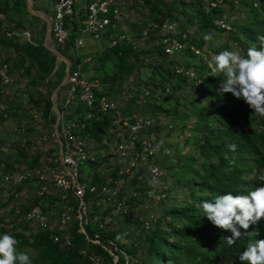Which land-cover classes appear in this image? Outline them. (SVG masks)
<instances>
[{
  "label": "trees",
  "instance_id": "16d2710c",
  "mask_svg": "<svg viewBox=\"0 0 264 264\" xmlns=\"http://www.w3.org/2000/svg\"><path fill=\"white\" fill-rule=\"evenodd\" d=\"M211 1L133 0L135 5H140L139 7L147 12L144 15V10H139L142 21L135 20L132 27L136 34H139L138 29L141 22H145L147 17H150L153 23H161L163 20L174 21L177 29L181 30L190 26L194 29V34L191 30L189 31V28L186 38L181 39L179 34H173V37L182 42V47L173 54H167L164 52L165 43L161 38L157 39L159 35L155 38L149 36L138 50H134L128 41L110 45V40L116 35H112L114 31L112 26H109L99 39H93L102 43V49L95 50L93 53L94 59L98 61L97 65L94 62L89 64L90 54H88L89 59L83 61L84 55L80 57V52H78L76 58L74 53L69 52L68 49L73 44L74 37L78 35L84 15L75 17V20H70L69 15L65 16L64 26L69 28L68 41L62 44L54 42L53 45L60 54L68 58L70 70L73 64L79 61L81 71L88 69L93 71L88 78L85 77L87 80H96L95 77L98 76L102 78L105 86L98 90L95 85L93 90L96 95L104 93L114 96L112 93L119 91L121 81L135 73L137 81L147 87L143 88L145 90L135 89L130 93L134 96L142 95L144 98L142 104L147 105L143 110L150 112L163 110L167 114H172L171 119L179 123L177 136L182 140L180 143L173 144L174 157L171 163L166 165V169L167 179L170 178L169 189L177 188L182 193L181 197L176 200L173 195L167 194V186L165 187L164 195L159 200L163 198L165 201L170 198L173 202L164 207L162 205L159 210L160 214L153 221L154 225L151 229L144 227V219L137 221L130 229L128 226L118 229L117 226L112 225V220H104L105 216H102L105 213L108 214L113 206L100 196L95 197L93 193L88 192L90 186L110 184L113 180L120 179L116 175L117 166L113 168L108 166L105 170L100 168L101 163L104 162L113 165L114 149L112 148L109 156L93 151L92 154L96 159L87 162L91 172L86 174L78 168V179H82L83 176L88 177L83 201L92 204L91 210L86 214L87 222L82 223L84 232H81L78 230L79 222L76 217L77 203L69 202L73 205L68 227L69 246L62 245L61 238L54 240L49 236V231H37L29 239L17 231L11 233L5 231V234H10L19 241L16 246L17 250L28 254L32 264H91L88 255L100 257L109 264H113L112 255L107 249L117 256L114 264H241L239 255L245 250L248 241L264 239V218H262L258 224L244 232L235 243L229 245L224 237L231 233L213 226L204 217L203 210L199 207L202 202L211 201L217 196L227 193L247 194L256 187L264 185V182L259 179L261 175H264V116L253 112L243 100L236 99L230 93L221 94L219 84L224 78L223 74L212 73L207 64L212 59V55L229 51L230 41L234 48L242 49L244 52L253 45L259 48L257 37L264 35V0H257L254 6L250 0H238L247 10L241 12L242 20L234 17L229 22L228 30L216 23L225 13L223 6L216 3L210 5ZM220 1L226 4L231 3L228 0ZM14 3H17V0H14ZM78 18L82 19L77 20ZM41 21L39 28L44 33L45 23ZM20 28L23 29L21 26ZM158 29L155 28V31ZM209 29L225 33L227 40L222 43L215 42L213 48L207 45V49H213L211 55L204 51L202 56L195 54L194 51L203 46L202 36H197V33ZM159 33L161 34V31ZM14 36L16 35L8 36L3 33L2 36L0 35V44L12 47L14 56L12 60L9 59L11 65L21 68L28 82L35 87L34 92L28 93L26 98L27 109H39L42 117L48 123L53 124L55 115L51 108L50 94L64 75L65 63L58 60L42 45V39L22 38L19 42L13 39ZM21 36L18 35V38ZM192 41L195 44H192ZM70 54H73L74 58H71ZM108 59L113 62V67L109 72L106 70L105 62ZM136 60L139 61L137 67L134 63ZM107 77H109L108 80H106ZM107 81L111 82L107 83ZM114 81H117L116 85ZM158 90L161 96L159 103H156L152 97ZM64 91L65 83L58 88L54 97L61 117L65 108L63 106ZM132 104L135 105L133 99H127L122 106L124 115L133 116V118H128L129 122H133L138 117L149 119L150 125L145 135L154 144L153 159L159 167L165 166L157 162L158 157L162 156V147L157 148L158 146H155L154 140L149 135L152 127L159 126L155 117L131 113L129 107ZM179 106L182 107L180 113L177 109ZM67 108L72 118L70 120L84 121V128L81 131L91 142L100 143L106 139L108 134L114 135L110 114L99 115L97 118L95 116L83 118L82 115L88 109L85 105L78 102ZM21 111L26 114V111ZM172 127L171 123L165 125V128L172 129ZM51 135L55 139L57 150L58 145L53 130ZM113 138L114 146L118 137ZM230 144L236 145L235 151L229 150L228 145ZM183 146L188 150L183 151ZM156 149L157 152L159 151L158 155ZM16 150L15 168L20 166L19 162L22 159L28 158V167L39 163L41 151L27 153L19 148ZM105 156L109 161L104 160ZM10 167L9 164L5 165L6 170ZM142 173V170L138 168L121 178L134 180V176L140 174L141 178L142 176L147 177L146 181H136V186L129 191V197L125 200L128 204L127 208L115 214L116 216L123 215L130 223L134 215L135 203L139 204L144 191L151 187L147 184L150 183L148 175ZM174 173L178 174V177L172 178ZM165 180V178L160 179L163 184ZM89 196L92 199H89ZM96 199H99L97 200L99 203L106 204L102 212L98 211L99 206L94 205ZM136 228L140 233H134ZM95 233L98 234L97 237H94ZM129 237L132 241L128 244L120 241L121 238ZM91 239H97L98 242H92ZM81 249H85L84 254L79 253ZM29 250L32 254H29ZM120 252L129 258L126 262ZM137 253L142 254L143 258L139 262L136 259L130 261Z\"/></svg>",
  "mask_w": 264,
  "mask_h": 264
},
{
  "label": "built area",
  "instance_id": "2783aa9c",
  "mask_svg": "<svg viewBox=\"0 0 264 264\" xmlns=\"http://www.w3.org/2000/svg\"><path fill=\"white\" fill-rule=\"evenodd\" d=\"M75 1L76 0H54L49 27L50 39L53 42L62 44L68 41L69 28L64 26V19L66 15H69L70 20H75L73 15V5ZM184 1L188 2L190 0ZM228 1L231 2L233 6L238 2V0ZM250 1L252 4H256L257 0ZM83 8V24L78 30L79 32L89 35L92 39H99L109 26L117 22H125L130 17V13L121 8L118 0H84ZM228 14L229 12L227 13V11H225V13L221 15V18L216 21L220 27L227 30L230 27L228 26L229 21H227ZM226 23L227 26H225ZM155 28H159L158 30L161 31V34L159 33L160 31H155ZM178 29L174 21L167 22L163 20L161 23H153L150 17H147V20L141 22L140 28L138 29V41L133 40L124 30H121L115 38L110 40V45L116 42L128 41L134 50H138L149 36L155 38L159 35L157 39L161 38L165 43L164 52L173 54L182 47V42L173 37V34H179L180 38L183 39L186 38L188 31L186 27L182 30L179 29V31ZM166 32L167 35H165ZM3 33L8 36L13 34L10 30H7L4 25V14L0 11V35L2 36ZM82 45V38L78 35L75 36L73 44L68 47L69 52L73 51L77 58L78 49L82 47ZM88 59L89 58L86 57L83 61H87ZM13 81L12 65L9 59L3 56L0 48V95L3 92V88L10 86ZM95 85L96 80L90 81L83 76L80 62L77 61L73 64L71 70L69 69L67 72L63 95V106L69 107L79 102L88 108L82 115L83 118L91 116L97 118L99 115L110 114L112 116L110 121L114 126V136L118 137V141L113 146L114 159L112 160L113 165H110V167L113 168L117 166L116 175L119 176L120 179L113 180L110 184L103 183L100 186H90L88 192L93 193L95 197L100 196L105 202L113 206L108 214L113 215L115 211L123 212L126 208L125 200L129 197V194L126 196L119 194L118 184L123 180L121 179L123 176L139 168L144 175H148L150 181H158V183L155 184L150 183L151 187L144 191L142 201L140 202L141 211L144 213L146 220L153 222L158 215L151 206L164 195L163 190L166 186L159 180L161 169L153 159L155 153L154 144L151 139L145 135V131L149 128L150 121L147 117H138L133 122H129L128 118H133V116L120 113V108L124 103L122 99L132 98L134 104L139 105L144 102V98L140 94L134 96L124 91H121L122 96L120 98L108 96L104 93L96 95L93 90ZM16 99L18 107L21 110L27 111L30 118L33 120L39 119L41 113L38 110H28V102L26 99ZM6 109L7 105L4 101H1V116H5ZM27 123L28 120L26 119H21L18 123L19 137L16 142V148L22 149L27 153L41 151L40 148L32 143V140L26 136L25 131L28 126ZM83 128V120L73 119L68 122H63L60 113L57 132L60 139V146L58 144V147L56 146V157L52 158L48 155L49 158H47L44 166L39 163L35 166H25L23 168H15L12 166L0 174V221L3 216L1 207L8 205L11 199L17 198L19 190L23 188L22 186L24 185H34L33 198H50L49 201H51L56 197V199L62 203L60 207L55 210L58 220L56 229H51L49 226V220L53 214L52 208L50 207L48 210H42V208L38 207L36 204L23 210L20 215V220L16 222L17 224L14 228L13 226L9 227L7 233L17 231L23 237L29 239L37 231H49L50 237L54 240L61 238V244L69 246L70 235L67 226L72 217L73 210V205L69 202L77 203L76 217L79 222L78 230L84 232L82 223L87 222V203L83 201V194L85 192L88 177L83 176L82 179H78V167L80 164L91 162L96 158L92 154L93 151L89 148L87 137L81 131ZM59 149L61 151V158H59ZM166 151L167 150H165V152ZM63 166L68 169V172L64 170ZM140 179L141 174L134 176L135 181ZM52 189H55L56 192L54 196H52ZM90 196L89 199H92ZM97 200L99 199L95 200V204H98ZM146 220L144 221V227L148 225ZM97 235L98 234L95 233L94 237H97ZM91 241L98 242L97 239H91ZM113 248L115 247L113 246ZM79 253L84 254L85 249H81ZM110 255H112V259L115 257L113 252H111ZM122 256L125 262L129 259L126 254L122 253ZM87 257L91 264H101L102 258L94 255H88Z\"/></svg>",
  "mask_w": 264,
  "mask_h": 264
},
{
  "label": "rangeland",
  "instance_id": "374dc122",
  "mask_svg": "<svg viewBox=\"0 0 264 264\" xmlns=\"http://www.w3.org/2000/svg\"><path fill=\"white\" fill-rule=\"evenodd\" d=\"M26 2L27 0H17V3H14V0H0V11L1 10L4 11L3 12L4 25L6 26L7 30H10L13 33L12 35H16L13 37V39L15 41L19 40V42L21 41L22 38H31V39L32 38H38V39L43 38V33L41 32L39 28L41 25L40 24L41 19L37 16L34 17L28 11V9L26 8ZM118 2L123 10H126L130 13V17L125 22H121V23L117 22L113 24L112 30L114 32H112L113 33L112 35H117L119 32H121V30H124L126 34H128L133 40L138 41L139 39L137 37V34L135 33V30L132 27L135 23V20H139L141 18L139 10H144V9L139 7L140 5H135L133 0H118ZM211 2L212 3H210V5L216 3L219 6L220 5L223 6L224 11H227V13L229 12L228 18H227V21L229 22H231L234 17L235 18L238 17L239 19L243 18L242 16L243 14L241 12L242 11L245 12L247 10V8H245L244 5H242V3L239 1L237 2L235 6H233L231 3L226 4V2H222L220 0H214V1L212 0ZM53 3H54V0H31V9L33 12L41 13L44 15L48 14L51 16L52 11H53ZM134 6L136 7L133 8ZM76 10H77V15L80 14L82 10H84L83 0L75 1L74 6H73V11L76 12ZM143 12H144V15L147 14L146 10H144ZM142 18L144 19V16ZM139 21H142V20L140 19ZM20 26L24 30L21 29ZM225 26H227V23L225 24ZM228 26H229V23H228ZM186 28H189V31L191 30L192 34H194L193 32L194 29L192 27L189 26ZM204 33H211L213 36L212 40L205 41L202 35ZM18 35H22L21 37H19L20 39L18 38ZM78 35L82 38V42H83V45L81 48H79L78 52H80L81 56L83 53L90 54L89 64L94 62L95 65H97L98 61L94 59L93 53L95 50L102 49V43L100 41L93 40L89 35L83 32H79ZM200 35L202 36V39H203V46H201V49H196L195 46L193 45L194 50L196 49L194 53L198 55L203 54V51L211 55L213 52V49H207V45L213 48L215 42L222 43L225 40H227L226 34L221 33L220 31L216 29H209L208 31L197 33V36H200ZM194 41H192L193 42L192 44H195ZM51 42L54 44L52 40ZM230 43H231V46L229 48V51L237 50L236 48H234L232 41H230ZM0 48L5 58L11 59V60L13 59L14 51L10 45L3 46L0 44ZM70 55L72 56L71 58H74L73 54H70ZM105 62H106V70L109 72L113 67V62L111 59H108ZM134 63H135V67H137L139 61L136 60L134 61ZM12 69H13L14 81L10 86L3 88V92L0 95V102L4 101L5 104L7 105L5 116L0 115V174L4 170H6L5 169L6 164H9L11 167L16 166L14 164L16 163L15 158L17 157L16 142L19 137L18 123L21 119L28 120L27 128L29 129L28 130L26 129L25 131L26 136L29 137V139L32 140L31 142L34 143L37 147H39L41 150L39 154V161H40L39 164L40 165L42 166L45 165L47 158H49L48 155L54 157L57 154L56 152L57 150L55 149V142H54L55 139L51 135L52 123L51 122L48 123L42 117L41 114L39 115V119L33 120L32 118H30V116H28L29 113L27 111L25 112L26 114H24L18 107L16 98L26 99L28 96V93L30 94L32 93V91L34 92L35 87L32 86L28 82L27 76L23 74V71L21 68L13 67ZM140 70H143V69L140 68ZM92 72H93L92 69H88L86 71H82V74L84 77L88 78L92 74ZM189 72L188 73L191 75V70ZM108 78L109 77H107L106 80H108ZM95 79L97 80L96 81L97 89L101 90L102 87L105 86V82L101 80L102 78L100 76L95 77ZM109 82L111 81H107V83ZM114 84L116 85L117 81H114ZM144 87H147V86H144L142 83L138 82L136 79V74L133 73V75L127 76L121 81L120 87L118 89L119 91L112 93V95L120 98L122 96L121 91H124L125 93H130L131 91H134L135 89L139 91L145 90L143 89ZM160 96H161V92H159L158 90V91H155L152 98L156 100V103H159ZM127 99H130V98H127ZM127 99H122V101L125 103ZM146 106L147 105H143V104L142 105L132 104L130 105L129 108H131L130 109L131 113H135V114L137 113L143 116L155 117L157 121L156 123L159 126L156 128L155 126L152 127L149 135L154 140L155 146L156 145L158 146L157 148L162 147V156L158 157L157 162L165 166L160 167L161 169L160 177L162 178L159 177V180L164 179V178L166 179L164 183H165V186H167V190H168L167 194L169 195L170 193V195H173L174 198L177 200L178 198L181 197L182 191L177 188L169 189L170 178L168 177L169 179H167L166 165L170 164L172 161V158L174 157V153L172 154L173 144L180 143L182 140L181 137L177 136V132L179 130L178 128L179 123H176V121L171 119L172 114H169V113L167 114L163 110H159L156 112L154 111L150 112L148 110H143L144 107ZM177 109H178V112L180 113V111L182 110V107L179 106ZM38 111L41 113L39 109ZM120 113L124 114L123 107L120 108ZM70 117L71 116L69 115L68 108L65 106L64 111L62 112L63 122H68L70 119H72ZM166 123H171L173 125L172 129L165 128ZM21 136L24 137L23 135ZM113 137L114 135L108 134V136H106V139H104L100 143L91 142L90 140H88L89 146H90L89 148L91 149V151H97L98 153H104L105 155L109 156L113 148V141H114ZM182 149L183 151H185L187 148H184L183 146ZM165 150H167V152H164ZM156 152H157V149H156ZM158 152H157V155H158ZM107 156H105V159H104L105 161H109L107 159ZM27 160L28 158L22 159L19 162L20 163L19 167L23 168L27 166ZM101 164L102 165H100V168L104 170L108 168V166H110L109 164H106L105 162ZM78 168L80 171H83L86 174H89L91 172L89 170V166L87 163L80 164ZM174 177H178V174L174 173L172 178ZM140 180L146 181L147 177L142 176ZM147 184L149 185L150 183H147ZM118 186H119V193L126 196L129 194V191L132 190V188L136 186V181L132 179L130 180L129 178L128 179L125 178L123 182L121 181L118 184ZM22 187L23 188H21L18 192L17 198L11 199L8 205L1 207L3 210V213H2L3 216L0 221V224H1L0 235L5 234V231H7L9 227H12V226L13 228L15 227V225L17 224L16 222L20 220V215L22 214L24 208H27L29 206L36 205V204L38 205V207L42 208V210L44 209L48 210L50 207L52 208L53 214L51 215V218L49 220V226L51 229H56L58 225V220H57L55 210L58 209L62 203L59 200H57L56 197H54L53 200L51 201H49L50 198L34 199L33 198L34 185H24ZM52 192H53L52 196H54L56 194L55 189H52ZM170 202H173L171 201L170 198H168L165 201L162 198L159 201L154 202L151 207L157 213V215H159L160 214L159 210L162 207V205L164 207ZM91 205L92 204L86 205L87 212L91 210ZM94 205L99 206L98 211L100 212H102L104 208L106 207V204L99 203V202L98 204H94ZM127 206L128 204H126V208ZM116 212L117 211H115L113 215H108L105 213L102 216H105L104 220H107V221L112 220L113 221L112 225L117 226L118 229L122 228L123 226H128V228L130 229L133 226H135V223L139 221L140 219L146 220L144 213L141 211L140 203L139 204L135 203V207L133 208L134 215H132L131 217L132 218L131 223L127 221V218H124L123 215L116 216L115 215ZM146 222L148 224L147 228L151 229L152 226L154 225V222H150L149 220H146ZM67 227H69V224ZM135 230H136L134 232L135 234L140 233L138 228H136ZM120 241L124 242V244H128L130 241H132V239L131 237L121 238ZM29 254H32L31 250H29ZM141 258H143V255L140 253H137L134 257H132L131 261H134L133 259H136V261L139 262ZM101 264H109V262L103 259L101 261Z\"/></svg>",
  "mask_w": 264,
  "mask_h": 264
},
{
  "label": "clouds",
  "instance_id": "9594fccd",
  "mask_svg": "<svg viewBox=\"0 0 264 264\" xmlns=\"http://www.w3.org/2000/svg\"><path fill=\"white\" fill-rule=\"evenodd\" d=\"M203 39L211 41V33H204ZM259 48L255 45L234 51H223L207 62L212 73H222L219 84L221 94L230 93L255 113L264 116V35L258 36ZM230 151L235 144L228 145ZM264 182V175L259 177ZM150 183H158L153 180ZM199 207L204 217L213 226L231 233L225 241L231 245L244 232L264 218V185L247 194L227 193L211 201L202 202ZM19 241L10 234L0 235V264H32L31 257L17 250ZM241 264H264V239L249 240L239 255Z\"/></svg>",
  "mask_w": 264,
  "mask_h": 264
},
{
  "label": "water",
  "instance_id": "95a60500",
  "mask_svg": "<svg viewBox=\"0 0 264 264\" xmlns=\"http://www.w3.org/2000/svg\"><path fill=\"white\" fill-rule=\"evenodd\" d=\"M26 8L28 9V11L32 15L39 17L45 23V29H44L43 38H42V45L51 54H53L58 60H62L65 63V66H64V75H63L62 79L60 80V82L58 83V85L51 91V94H50L51 108H52V111H53V113L55 115V118H54V121H53V124H52V130H53L54 135L56 137L57 144L60 146V139L58 138V135H57V126H58V121H59L60 113H59L58 108H57V106H56V104L54 102V97H55V94H56L58 88L60 86L64 85V83H65L66 76H67V72H68V69H69V60L64 55L60 54L57 51V49L54 47L53 43L51 42L50 32H49V27H50V21H49V19L46 18L44 14H41V13H37V12H33L32 11V9H31V0H27V2H26ZM59 158H61V151H60V149H59ZM63 168H64V170L66 172H68V169L65 166H63ZM107 251H108L109 254L111 253V251L109 249H107ZM114 256L115 257L112 259L113 264L117 260V256L115 254H114Z\"/></svg>",
  "mask_w": 264,
  "mask_h": 264
},
{
  "label": "crops",
  "instance_id": "0c3cea01",
  "mask_svg": "<svg viewBox=\"0 0 264 264\" xmlns=\"http://www.w3.org/2000/svg\"><path fill=\"white\" fill-rule=\"evenodd\" d=\"M83 1H84V0H83ZM74 3H75V2H74ZM83 13H84V10H82V11L80 12V14L77 15V10H76V12L74 13V17L81 16ZM80 19H82V18H78L77 20H80ZM78 33H79V32H78ZM78 36H79V35H78ZM82 55H84V57L81 56V55H80V57H83V58L88 57V53H83ZM34 199H36V198H34Z\"/></svg>",
  "mask_w": 264,
  "mask_h": 264
},
{
  "label": "flooded vegetation",
  "instance_id": "af4514ba",
  "mask_svg": "<svg viewBox=\"0 0 264 264\" xmlns=\"http://www.w3.org/2000/svg\"><path fill=\"white\" fill-rule=\"evenodd\" d=\"M45 17H46V18H48V19H49V21L51 20V16H50V15H48V14H45ZM41 22H43V20H42ZM40 24H41V23H40Z\"/></svg>",
  "mask_w": 264,
  "mask_h": 264
}]
</instances>
